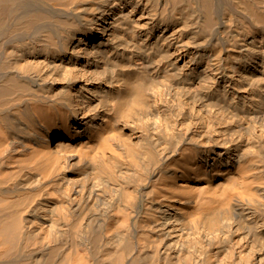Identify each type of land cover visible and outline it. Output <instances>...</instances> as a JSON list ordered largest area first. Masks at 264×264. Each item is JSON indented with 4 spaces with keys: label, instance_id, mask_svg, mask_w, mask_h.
Segmentation results:
<instances>
[{
    "label": "bare ground",
    "instance_id": "6f19581e",
    "mask_svg": "<svg viewBox=\"0 0 264 264\" xmlns=\"http://www.w3.org/2000/svg\"><path fill=\"white\" fill-rule=\"evenodd\" d=\"M0 264H264V0H0Z\"/></svg>",
    "mask_w": 264,
    "mask_h": 264
}]
</instances>
